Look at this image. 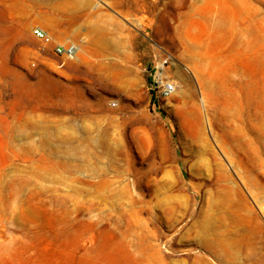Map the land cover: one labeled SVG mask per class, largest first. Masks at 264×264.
<instances>
[{"label":"rangeland","instance_id":"374dc122","mask_svg":"<svg viewBox=\"0 0 264 264\" xmlns=\"http://www.w3.org/2000/svg\"><path fill=\"white\" fill-rule=\"evenodd\" d=\"M0 264H264V0H0Z\"/></svg>","mask_w":264,"mask_h":264},{"label":"built area","instance_id":"2783aa9c","mask_svg":"<svg viewBox=\"0 0 264 264\" xmlns=\"http://www.w3.org/2000/svg\"><path fill=\"white\" fill-rule=\"evenodd\" d=\"M34 34L39 38H46L47 40H49L46 31L41 28H35ZM55 50L57 54H65L68 56H72L76 52V46L74 44H68V45L56 44ZM167 61L168 59L166 58L164 62L167 63ZM173 89L174 86L171 82H162L160 87V95L167 96L172 93Z\"/></svg>","mask_w":264,"mask_h":264}]
</instances>
